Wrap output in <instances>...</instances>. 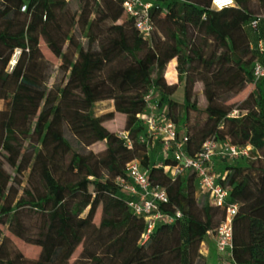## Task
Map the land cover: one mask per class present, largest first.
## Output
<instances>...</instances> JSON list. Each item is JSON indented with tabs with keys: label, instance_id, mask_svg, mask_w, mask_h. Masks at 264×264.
<instances>
[{
	"label": "trees",
	"instance_id": "obj_1",
	"mask_svg": "<svg viewBox=\"0 0 264 264\" xmlns=\"http://www.w3.org/2000/svg\"><path fill=\"white\" fill-rule=\"evenodd\" d=\"M123 1L99 0L95 11L86 1L76 12L67 0H0V99L5 101L0 110V226L37 250L29 258L20 249H7L10 239L0 231V264H206L201 243L220 225L224 209L205 193L197 197L193 171L173 180L158 166L161 161L174 164L170 156L161 158L158 141L154 162L150 139L140 141L146 131L137 114L153 91L176 124L187 122L191 111L203 110L210 119L213 112L198 103L196 84L209 103L217 90L233 87L242 77L254 84L253 103L245 99L236 115H223L218 132L234 145H251L257 155L245 164L222 157L214 163L216 171H226L218 182L229 189L228 202L238 204L233 258L237 264H264V79L252 78L264 16L258 33L250 27L264 15V0H234L222 9L213 8L212 0H150L153 31L148 38L132 18L122 19ZM163 13L178 22L168 36L158 31L167 18ZM74 26L85 43L76 39ZM41 40L62 60L64 77L52 85ZM175 57L183 87L180 118L171 97L177 84L164 77ZM173 64L166 71L169 79ZM101 101H111L113 110L95 115L92 107ZM115 113L123 118L118 132L108 125ZM197 128L186 135L189 155L205 140L195 136ZM119 132L127 133L130 145ZM96 142L104 143L103 150L79 152ZM133 159L166 190L165 210L182 213L171 223H157L143 244L144 221L132 213L128 195L115 181L126 176V163Z\"/></svg>",
	"mask_w": 264,
	"mask_h": 264
},
{
	"label": "built area",
	"instance_id": "obj_2",
	"mask_svg": "<svg viewBox=\"0 0 264 264\" xmlns=\"http://www.w3.org/2000/svg\"><path fill=\"white\" fill-rule=\"evenodd\" d=\"M234 0H212V7L222 9L233 6ZM152 6L150 0H124L122 3L123 15L134 20L138 32L148 38L153 31L149 10ZM264 15L257 16L250 22V27L256 33L259 32V22ZM256 50L260 56L254 62L252 78L254 81L264 79V36L258 39ZM18 50L16 51V54ZM15 60L11 61V67ZM137 118L145 126L146 135L140 136L141 142L153 144L157 140L161 145V156L163 160L170 156L174 164H163L162 167L174 180L185 170L193 171L198 177L199 192L208 195L212 204L224 209V218L220 225L209 231L208 236L214 240L216 251L219 255V264H237L233 258V221L237 214L238 204L229 203V189L218 182L223 179L226 171L215 170V157L226 159L241 158L248 155L252 146L234 145L228 140L219 141L215 137H207L201 144L200 149L189 155L185 151L187 136L177 135V124L172 121L166 112L160 109L157 97L153 91L145 97V108L137 114ZM119 136L130 145V139L126 132H119ZM126 176H118L115 181L119 189L128 195V206L132 213L141 217L144 221V229L140 235L139 243H145L155 229L157 223H171L180 218L182 213L178 209L172 212L165 210L164 206L169 204L166 190L148 179V170L145 169L138 159L126 163Z\"/></svg>",
	"mask_w": 264,
	"mask_h": 264
},
{
	"label": "rangeland",
	"instance_id": "obj_3",
	"mask_svg": "<svg viewBox=\"0 0 264 264\" xmlns=\"http://www.w3.org/2000/svg\"><path fill=\"white\" fill-rule=\"evenodd\" d=\"M69 3V8L72 11H78L80 8L84 5L86 1H88L89 5L92 7L93 11L97 9V1L99 0H67ZM94 14H92L91 17H93ZM163 15H166V20L163 22V24L158 28L159 33L162 36H168L170 31L173 29H177V20L175 17L169 16V14L163 13ZM125 16H122V19ZM73 30H75V36L78 41L81 43H85V38L81 34V30L78 29L77 26H74ZM41 49L44 53V56L46 58L47 62V74L49 75L48 85H52L53 82H58L64 77V72L62 71L60 64L62 62L61 58L54 56L50 50L47 48L46 43L44 40H41L40 42ZM66 45H64L65 49ZM18 54L14 53L12 56V60H15L17 58ZM176 58L177 62V71H178V64H179V58ZM180 73L178 71V82H176L178 89L175 91V98L173 99H179L182 97V79L180 77ZM165 77V72H164ZM166 81L168 83H171V79L166 78ZM197 92L199 93L198 97V103L203 108H209L212 110L213 115L210 119L207 117V113L202 111H191L189 114V119L187 122H183L179 120L177 124V131L178 136H184L188 135L189 130L198 125V128L194 132L195 136L201 139H206L207 137H217L219 141H222L223 138L218 132V125L222 119V116L227 115H236L238 113V110L235 108L242 104V102L245 99L250 100L253 103L254 95V84L252 82H247L244 77H242L233 87L225 88L217 90L214 94V99L207 103L202 95H200V83L196 84ZM113 110L112 102L111 101H101L97 102L92 107V112L95 115H99L101 113L107 112ZM177 116L180 118L182 114L181 106H178L177 108ZM108 125L111 128V130H114L115 132H118L123 127V118L120 114L115 113L114 118L110 121H108ZM68 138L72 141V143L76 147V143L74 139L72 138L70 133H67ZM155 140L153 144L149 142V149L148 153L151 155V158L154 160L155 163H158L159 158V150L160 145ZM104 143L103 142H96L87 148H79V152L82 154H89V153H97L98 151L103 150ZM256 152L254 150H250L248 152V155L245 157H242V159H237L236 162L238 163H248L249 161L255 159ZM197 197L199 198L201 195V192H196ZM1 236H8L10 239V242L7 246V249L11 250V248H17L22 250V252L25 254V256L32 258L36 255L37 250L35 247L28 245L21 240H19L16 237H13L12 235L8 234L7 228L5 226H0ZM79 250L75 252L73 255V259L78 257ZM206 258V264H219V255L216 251V248L214 246L210 247L209 254Z\"/></svg>",
	"mask_w": 264,
	"mask_h": 264
},
{
	"label": "crops",
	"instance_id": "obj_4",
	"mask_svg": "<svg viewBox=\"0 0 264 264\" xmlns=\"http://www.w3.org/2000/svg\"><path fill=\"white\" fill-rule=\"evenodd\" d=\"M171 61H174V64L172 65L173 66V76H172V78H171V83H176V82H178V71H177V68H176V66H177V62H176V58H173ZM170 61V62H171ZM169 62V63H170ZM168 63V64H169ZM168 64H167V66H166V69H165V77H166V71H167V69L169 68V66H168ZM167 78V77H166ZM178 87L179 86H177V89H178ZM182 87V86H181ZM176 89V90H177ZM175 93L171 96L172 98H175ZM182 98H183V87H182V97L181 98H179V99H174L175 101H177V103H178V105L180 106V104L182 103ZM3 107H5V101L4 100H2V99H0V110L3 108ZM160 156H161V153H160ZM161 158H162V156H161ZM211 246H214V248H215V244H214V240H213V238L211 237V236H207V237H205V239L202 241V243H201V249H200V253H201V255H203L204 257H207V255L209 254V250H210V247Z\"/></svg>",
	"mask_w": 264,
	"mask_h": 264
}]
</instances>
